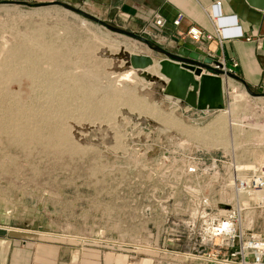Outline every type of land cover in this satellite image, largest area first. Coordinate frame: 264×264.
Returning <instances> with one entry per match:
<instances>
[{"label":"rangeland","instance_id":"rangeland-1","mask_svg":"<svg viewBox=\"0 0 264 264\" xmlns=\"http://www.w3.org/2000/svg\"><path fill=\"white\" fill-rule=\"evenodd\" d=\"M75 7L177 54L152 30ZM133 54L153 65L132 70ZM164 58L59 6L0 3V263L57 245L61 264H222L201 232L231 208L244 236L264 238V199L232 186L264 174V97L227 77L222 107L186 112Z\"/></svg>","mask_w":264,"mask_h":264},{"label":"crops","instance_id":"crops-1","mask_svg":"<svg viewBox=\"0 0 264 264\" xmlns=\"http://www.w3.org/2000/svg\"><path fill=\"white\" fill-rule=\"evenodd\" d=\"M5 1L28 3L57 1L72 6L82 4L110 21L127 23L132 29L140 28L139 31L152 30L162 38L171 39L179 47H185L203 57H223L228 67L234 61L237 67L232 70L233 74L249 88L264 93V17L262 11L250 7L245 0H0V2ZM216 2H220L218 8L214 5ZM178 14H182L183 19L178 27H174L172 21ZM156 15H160L165 20L163 29L155 27L153 21ZM214 23L222 28L219 34L221 41L214 32ZM232 24L237 27L232 28ZM190 27H196L214 37L211 41L194 43L186 35ZM234 33L241 37H227ZM170 78L168 91L177 93L178 83L171 75ZM193 78L199 81L198 77ZM225 78L227 77H221L222 85ZM230 81L235 85L243 86L240 81ZM192 110L196 111L193 113L195 115L201 113L198 109ZM210 111L202 113L207 116ZM6 245L9 249L11 242ZM30 249L27 245L18 248L14 256L15 262L10 261L9 264H49V262L54 263L53 260L56 261L54 264H61L57 261L62 253V246H37L33 263H29L25 254ZM94 257L97 258V255L94 254ZM75 259L76 253L73 252L72 260ZM0 264H6V261ZM105 264H125V262L118 258L113 260L107 255ZM140 264H150V262L142 260Z\"/></svg>","mask_w":264,"mask_h":264},{"label":"water","instance_id":"water-1","mask_svg":"<svg viewBox=\"0 0 264 264\" xmlns=\"http://www.w3.org/2000/svg\"><path fill=\"white\" fill-rule=\"evenodd\" d=\"M246 3L259 11H264V0H245ZM0 3H12L14 5L25 6L31 9L40 8L47 5H55L61 7L67 12H71L77 15L82 16L85 19L93 21L97 24L102 25L109 31L126 36L135 41L145 44L146 47L156 54L163 55L165 58L160 60V74L162 77L171 80L169 71L173 72L174 75H177L181 78V85L179 88V93H174L168 91L175 98L182 100L186 105L199 109H209L214 110L223 106V95H222V79L221 76L228 77L233 80L240 81L243 84V87L246 93L252 98L264 97V94H260L252 91L243 81L239 80L234 74L229 72H224L223 70H218L212 67L213 60L210 57H203L185 47H178L177 54H173L164 48L157 46L153 41L151 36L142 32L140 34H135L129 31H126L121 28L114 27L110 24H107L95 16L79 9L75 6L62 3V2H0ZM153 65V59L148 55H130L129 56V68H132L134 71H146L149 67ZM168 68L169 70H167ZM209 70L213 74H206L204 71ZM194 76L199 78V81L194 80ZM206 85H209L210 88L206 91L203 99V89ZM195 95L192 101L189 100L190 95ZM200 94V96H199ZM196 97H199L198 99Z\"/></svg>","mask_w":264,"mask_h":264},{"label":"built area","instance_id":"built-area-1","mask_svg":"<svg viewBox=\"0 0 264 264\" xmlns=\"http://www.w3.org/2000/svg\"><path fill=\"white\" fill-rule=\"evenodd\" d=\"M215 7L220 6V2H216ZM264 17V11H262ZM183 19L182 14H178L172 21L174 27H178ZM154 25L158 29L165 27V20L160 16L156 15L153 21ZM235 24V23H234ZM235 28L237 26H231ZM214 32L216 36L222 32V28L218 25L213 24ZM186 35L194 43H201L202 41H211L213 39L212 34H207L196 27H190ZM241 37L239 34H229L227 37ZM222 37H225L222 35ZM249 40V39H246ZM213 60L212 67L224 72L233 74V69L237 67L236 62H231L228 67L223 57H210ZM206 74L212 75L213 73L209 70H205ZM222 77V76H221ZM225 77V76H223ZM191 107H187L186 112L191 111ZM206 111H209L208 109ZM217 161L214 160L212 165L213 169L216 168ZM264 174L262 172H254L246 179H240L234 176L232 180V186L234 190L239 194L251 195L261 191L264 186ZM206 203V200L204 201ZM238 210L235 208L228 209L224 216L220 217H208L205 219L204 228L202 229L201 235L207 243H213L217 247V255L220 250H225L227 258L222 261V264H264V238L259 234L249 233L243 235L237 222ZM230 259V261H229ZM236 259L237 262L233 263L232 260Z\"/></svg>","mask_w":264,"mask_h":264},{"label":"bare ground","instance_id":"bare-ground-1","mask_svg":"<svg viewBox=\"0 0 264 264\" xmlns=\"http://www.w3.org/2000/svg\"><path fill=\"white\" fill-rule=\"evenodd\" d=\"M176 81H177V83H178V89H177V93H179V88H180V85H181V78L179 77V76H177V75H174L173 74V76H172ZM34 78V77H33ZM231 80V79H230ZM173 85H174V83H173ZM47 87V86H46ZM43 88V87H42ZM173 88H175V87H173ZM210 88V86L209 85H206L205 86V88L203 89V99H204V95H205V93H206V91L208 90ZM37 90V89H36ZM222 92H223V88H222ZM176 93V94H177ZM195 95H193V94H191L190 95V97H189V100L192 98V100H193V98H195L194 97ZM199 96H200V94H199ZM197 99L199 98V97H196ZM242 195V194H241ZM239 196V195H238ZM252 197H254L253 199H255V200H262V199H264V192H259V193H254V194H252L251 195Z\"/></svg>","mask_w":264,"mask_h":264}]
</instances>
